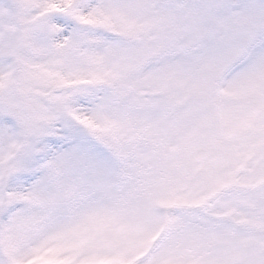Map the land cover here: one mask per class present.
<instances>
[{"label":"snow or ice","instance_id":"snow-or-ice-1","mask_svg":"<svg viewBox=\"0 0 264 264\" xmlns=\"http://www.w3.org/2000/svg\"><path fill=\"white\" fill-rule=\"evenodd\" d=\"M0 264H264V0H0Z\"/></svg>","mask_w":264,"mask_h":264}]
</instances>
